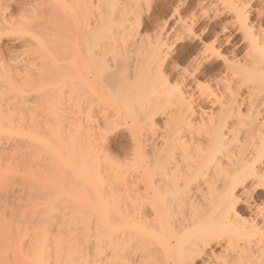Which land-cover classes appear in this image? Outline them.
I'll return each instance as SVG.
<instances>
[{"label": "bare ground", "instance_id": "obj_1", "mask_svg": "<svg viewBox=\"0 0 264 264\" xmlns=\"http://www.w3.org/2000/svg\"><path fill=\"white\" fill-rule=\"evenodd\" d=\"M12 1L0 36H30L42 63L0 60V264H264V198L251 200L264 194V0H170L154 25V0ZM187 41L200 46L179 53ZM36 82L43 95L71 83L74 106L59 92L30 106ZM28 111L35 131L49 121L27 153L8 145Z\"/></svg>", "mask_w": 264, "mask_h": 264}, {"label": "rangeland", "instance_id": "obj_2", "mask_svg": "<svg viewBox=\"0 0 264 264\" xmlns=\"http://www.w3.org/2000/svg\"><path fill=\"white\" fill-rule=\"evenodd\" d=\"M1 1V7H0V12H2V14L3 15H1V17L2 16H6V17H11V16H13L14 14H13V10L14 9H12L11 10V7L9 8H7V6H8V4H9V6H10V4H12L11 2H13L14 3V1H12L11 0V2H9L8 0H0ZM17 1H20V0H17ZM170 0H154L153 2H152V9L150 10V11H147V9L144 7L143 9H142V19L144 20V18H145V20H146V22H147V20H148V22L151 24H153L154 25V22H157L156 20V18H158L160 15V13H161V10L160 9H158V6H161L162 7V10H163V12H168V13H170L171 12V10H170V7H169V2ZM175 1V0H174ZM183 0H176L175 1V4H177V3H179L180 4V2H182ZM215 2L217 1V0H214ZM213 1V2H214ZM259 0H254L251 4L255 7V6H257L260 2H258ZM16 3L17 2H15L13 5H12V8H14V5H15V7H16ZM165 3V4H164ZM18 4V3H17ZM161 4V5H160ZM6 5V7L4 8V6ZM166 5V6H165ZM168 6V7H167ZM166 7V8H165ZM11 11H12V13H11ZM145 12V13H144ZM144 13V14H143ZM10 14V15H9ZM12 14V15H11ZM156 17V18H155ZM160 18V17H159ZM168 16L167 17H165L164 18V20H168ZM227 18V20H230L231 18H230V16H227L226 17ZM13 19H14V17H13ZM156 19V20H155ZM147 22V23H148ZM74 22H72V24H73ZM76 25H81V22H80V20L77 18L76 19ZM71 24V23H70ZM150 24H149V26H150ZM151 24V25H152ZM71 27H72V25H71ZM70 27V28H71ZM151 28V30H152V32L151 31H149V32H151V33H149V35H152V33L156 30H154V26H150ZM197 30V32L199 33V31H200V29L198 28V29H196ZM199 30V31H198ZM166 32V31H165ZM155 33H156V31H155ZM155 33H153V34H155ZM232 36H233V38H235V41H240L239 40V38H241V36H240V33H238L237 34V32H229ZM167 35V34H166ZM166 35L164 36V37H166ZM229 35V34H228ZM69 37V36H68ZM71 37V36H70ZM193 41H187V43L185 44V43H182V44H180L179 45V53H182V52H186L185 50H187L188 49V47L187 46H192L191 48L189 47V49L188 50H192L193 48H195L194 46H196V47H199L200 46V44H198L199 42H193ZM35 41L30 37V36H27V35H22V34H19V33H11L9 30L8 31H4V32H2L1 33V36H0V60L2 61V62H4L5 64H8V63H10L11 62V60H12V58H15V57H20V58H27V60H31V61H33L34 62V64L37 66L38 65V67H40L39 65H41V63H42V61L40 60V59H36V57L33 55V53H35V48H36V45H35ZM196 45H195V44ZM191 44V45H190ZM198 45V46H197ZM186 47V49H185V47ZM68 49L69 48H67L66 50H65V55L62 57V58H60L59 60H60V64H62V65H64V68L66 69L65 71H67L68 73H70L71 75H69V74H67L68 76H67V79L68 78H72V76H73V73L71 72L72 70H73V68L71 69V67L72 66H70L71 64H72V57H71V55H70V53H69V51H68ZM183 50V51H182ZM67 52V53H66ZM84 53V52H83ZM55 58H57V57H55ZM132 58V57H131ZM141 57H140V55H135L134 54V56H133V60H135V61H137V60H139ZM142 60V59H141ZM78 61H79V64H78V68L76 69V73H77V76H78V80L76 79V81H77V84L78 85H80V84H85L86 82H87V77L88 76H90V74L88 73V71H87V68H84L83 66H82V63H81V61H80V58H78ZM140 61V60H139ZM172 63L170 64V65H168V66H170V68L172 67ZM182 66V65H181ZM76 67V66H75ZM168 67L165 69V71H166V74L167 75H169V74H171V76L169 75L168 77H169V79H170V84L173 86L175 83V81H176V79H175V77H173L172 76V70L171 69H169L168 71ZM171 70V71H170ZM34 78V77H33ZM172 79V80H171ZM52 81V80H51ZM173 81V82H172ZM34 84V83H33ZM30 85L29 86V89H30V87H31V92H29L28 93V95H27V101H29V103L31 104L30 106H35L37 103H39V102H41V100H44L45 99V97L46 96H49V95H51L52 97L55 95V94H57L58 92L59 93H61V94H64V96L63 97H65L66 99H70V98H68L69 97V94H71L70 93V91L69 92H67V89H69L70 88V84L71 83H67V88L65 87L64 89H61V86L62 85H59V87L57 86V87H55V89L53 90H51L50 89V91H49V89L48 88H46L45 89V92H44V95H43V89H42V91H38L37 90V87L39 86V84H38V82H36L34 85L36 86V87H33L34 85ZM65 85V84H64ZM69 86V87H68ZM63 87V86H62ZM71 89V88H70ZM37 90V91H36ZM56 90V91H55ZM63 90H64V92L65 93H62L63 92ZM66 92L67 93H69V94H66ZM66 95V96H65ZM43 96H44V99H42L43 98ZM56 97H57V95H55ZM58 96H59V94H58ZM71 96V95H70ZM42 97V98H41ZM50 97V96H49ZM39 98V99H38ZM66 99H64V100H66ZM48 100H50V99H48V98H46V100H44V101H48ZM67 101V100H66ZM70 101H73L72 99L71 100H69L68 102H69V104L67 103V105L68 106H70V104H71V106L73 107L74 105H72L74 102H71L70 103ZM29 103H28V105H29ZM30 106H28V107H30ZM70 106V107H71ZM69 111H70V109H68ZM172 110H174V107L172 108H170L169 107V109L168 110H166V112H169L168 113V115L169 114H171V111ZM29 112V111H28ZM26 113V116H27V118L25 119V121H22V122H20V125H21V131L23 132V133H25L27 136H26V138L25 139H23V140H20L18 137L16 138V139H14V140H12L10 143H9V145H8V147L9 148H11V147H14L15 145H18V146H20L21 148H23L24 149V151L26 150L27 151V153L29 152V151H32L33 149H40L39 147H40V145L36 142V141H32L31 140V135H35L36 137H39V138H48V136H47V133H46V130H45V126H44V124L47 122V121H49V116L47 115V111H43V113H41V115L40 114H38V116L36 117V120H37V122H39V126L37 127V130L35 131V129H36V127H35V129H34V127L32 128V126L33 125H31V123H30V121H29V117H28V115L30 114V112L29 113ZM43 114V115H42ZM167 115V116H168ZM40 120V121H39ZM155 121H156V124H157V126H158V132H160V134L161 133H163V132H166V131H164V128H166V126L164 125L165 124V121H166V116L165 115H159V116H157L156 117V119H155ZM122 128V127H121ZM120 128V133H117V135H114L113 137H112V139L115 141V142H117V143H119L118 144V147H122L125 151H129V149L131 148V140H129L130 138H129V134H128V132L127 131H123L122 129ZM159 128H160V131H159ZM163 129V130H162ZM32 133V134H31ZM159 134V133H158ZM159 134V135H160ZM162 135V134H161ZM160 135V136H161ZM123 141V142H122ZM159 144H160V142H161V139L160 140H158L157 141ZM25 144V145H24ZM120 145V146H119ZM4 147H6V144L4 143ZM16 147V146H15ZM121 148V149H122ZM129 148V149H128ZM114 151H116V150H114ZM114 151H113V153H114ZM109 153L111 152V155L112 156H114V154L112 153V151L110 150V151H108ZM31 153H33V152H31ZM116 153H117V151H116ZM37 161V160H36ZM46 161V160H45ZM45 161L44 162H42L43 164L45 163ZM48 163V162H47ZM46 164V163H45ZM44 164V165H45ZM43 165V166H44ZM39 170H40V166L38 165V166H35V167H33V168H31L28 172H27V177H28V183H29V185L30 186H33V187H36V185H39V187L40 186H43V184H44V179H43V174L42 173H39ZM20 173L21 174H24L25 173V170H21L20 171ZM263 198H264V194H263V192H258V193H253L252 194V196H251V200H252V202L253 201H257V202H259V201H262L263 200ZM262 199V200H261ZM250 200V201H251ZM145 211V210H144ZM239 211L241 212V214L242 215H244V216H248V212H247V210H246V208H245V206H244V204H240L239 205ZM196 264H201V263H196Z\"/></svg>", "mask_w": 264, "mask_h": 264}]
</instances>
